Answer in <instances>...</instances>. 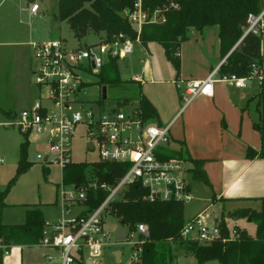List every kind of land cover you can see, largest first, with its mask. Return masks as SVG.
<instances>
[{
  "label": "built area",
  "instance_id": "2783aa9c",
  "mask_svg": "<svg viewBox=\"0 0 264 264\" xmlns=\"http://www.w3.org/2000/svg\"><path fill=\"white\" fill-rule=\"evenodd\" d=\"M178 8L174 0H166L162 5L155 6L146 4V0H133L131 7L119 14L136 29L135 40L120 33L112 40L108 41L102 36L97 43L72 49L66 48L65 43L56 38L31 45L33 64L30 71L32 82L39 90L38 98L29 110L21 112L20 119L3 125H16L21 134L29 135L32 131L41 133L47 130L46 150L38 152L36 158L45 163L56 162L62 168L72 161L70 145L73 131L78 124H83L88 139L87 148L90 149L89 144L92 145V149L97 151V160L127 164L122 176L111 186L92 179L78 186L71 184L74 193L62 190L65 211L74 203L81 205L82 211L86 210L83 203L90 190L102 188L108 193L96 208L81 216L82 211L68 221L49 222L45 219L39 245L58 251L56 264L95 263V258L112 240L109 230L104 228V215L109 214L110 204L119 199L130 185L138 184L144 190L142 198L149 202H178L185 205L193 198L187 162L177 156H168L169 150L173 149L170 124L161 125L151 122V118L145 119L138 101L134 105L129 101L116 102L104 109L100 108L99 103H94L98 106L97 110L91 107L93 104L81 109L73 107L76 103L74 96L85 88L83 75L98 73L109 58H125L132 51V43L139 41L138 35L143 25L163 23L166 12ZM29 10L36 13L39 5L30 3ZM248 33L260 35L264 40V7L258 13L247 15L243 35ZM253 68L248 77L232 74L220 78L244 88L248 80L256 78L260 81L264 77V70ZM216 74L218 68L201 80H175L184 106L198 95L210 96ZM134 80L139 79L135 77ZM126 104L129 108L123 110ZM220 225V216L212 217L203 210L184 220L180 237L208 244L221 238ZM125 227L128 233L123 242L130 244V248L134 247L131 249V261L137 262L140 248L135 245L139 238L149 235L148 225L140 222L132 229L127 225ZM234 233L231 230V235ZM8 251L5 250L4 254Z\"/></svg>",
  "mask_w": 264,
  "mask_h": 264
},
{
  "label": "trees",
  "instance_id": "16d2710c",
  "mask_svg": "<svg viewBox=\"0 0 264 264\" xmlns=\"http://www.w3.org/2000/svg\"><path fill=\"white\" fill-rule=\"evenodd\" d=\"M57 11L55 21H66L77 38H82L90 31L102 33L106 40L120 33L129 35L133 40L137 37L136 29L122 17L119 12L130 8L133 0H56ZM166 0H146L152 6L162 5ZM178 9L166 12V19L160 24H145L138 35L139 41L146 46L149 42L159 43L164 50L166 59L172 64L178 77L180 69L179 51L181 43L187 38L190 27L203 29L206 26L218 27L219 51L224 61L218 67L220 77L235 75L248 77L253 67L263 70L261 53L262 36L252 33L244 34L246 18L249 13H258L264 7V0H174ZM118 58H109L100 68L97 83L99 86H118L122 84L116 63ZM179 79V78H177ZM136 83L134 80H131ZM87 84V83H86ZM84 85V87L86 86ZM136 99L145 119H157V112L148 99L141 93L140 84ZM128 99L125 98L124 101ZM255 100L258 120L253 123L260 135V148L255 150L247 147V159L264 158V77L259 81L258 92L251 98ZM102 98L99 99V102ZM12 117L10 111H3ZM24 139L19 145L16 173L7 186L0 190V264L5 250L13 245H39L42 238L45 218L36 204H26L24 220L21 223H4L2 207L4 197L15 178L30 167L26 158L29 145V133L23 134ZM168 156H177L192 163L190 169L194 180L207 181L202 169L203 161L192 159L184 145L179 142L178 149L169 150ZM127 164L94 160L90 162L71 161L62 169V183L78 186L88 180L111 186L122 176ZM47 172V168H44ZM108 191L102 188L90 190L84 206L86 210L79 215L92 211L105 198ZM144 190L133 184L126 188L121 197L110 204L109 214L124 221L130 229L137 223H145L149 235L139 238L135 245L140 248L137 262L132 264H176L173 243L176 249L193 256L198 264L215 261L217 264H264V198L262 207L238 208L230 215L233 218L246 217L255 224L254 235L238 226L230 229L223 214L221 219V238L208 244L197 240L183 239L180 229L184 222V204L178 202H149L142 198ZM231 230L235 233L231 235ZM225 238L226 240H223ZM132 247L131 249H133Z\"/></svg>",
  "mask_w": 264,
  "mask_h": 264
},
{
  "label": "rangeland",
  "instance_id": "374dc122",
  "mask_svg": "<svg viewBox=\"0 0 264 264\" xmlns=\"http://www.w3.org/2000/svg\"><path fill=\"white\" fill-rule=\"evenodd\" d=\"M30 3L39 5L40 8L37 13H30ZM56 11V0H0V26L7 27L6 31L0 29V190L7 186L8 181L16 173L19 145L24 139L16 125L4 126L3 124L20 119L21 112L29 110L33 100H36L39 94L38 87L32 82L30 71L33 64L30 44L34 41H47L56 38L63 41L66 48L72 49L97 43L103 36L102 33L97 34L90 31L84 37L77 38L66 21L54 20ZM196 31V28L188 29L189 41H194L193 37L197 35L195 34ZM261 49L264 69V40ZM116 67L122 84L112 87L106 86V99L99 102L102 86L97 83L98 74L89 73L83 75L87 84L74 96L76 103L73 107L81 109L90 104L99 103L100 108L104 109L116 102L124 101L125 98L128 99L129 104L134 105L139 90L131 81L135 77L143 79L140 90L150 96L157 104L158 101L156 100L159 99L166 109H170L169 107L173 105L175 99L179 100L178 91L173 84L175 79L174 67L166 59L163 47L159 43L149 42L144 46L140 41H134L132 51L124 59H119ZM149 71H152V82H149L151 78ZM248 84L252 87V94L257 93L258 80L252 78ZM49 107L52 111L54 110L53 107ZM128 108L129 105L126 104L123 110ZM3 111H10L12 117H8ZM151 122L165 125L159 123L157 119H152ZM84 130V125L78 124L73 131L70 148L72 160L75 162H90L98 159L97 151L87 148L88 139ZM47 138V130L41 133L32 131L29 135L26 158L31 164L9 186L2 207V221L4 223L23 222L24 213L27 209L26 204L39 205L43 210L44 218L49 222L71 220L83 210V207L77 203L70 205L68 211L64 210L62 190L73 191L74 193L73 186L62 183L60 164L56 162L45 163L36 158L38 152L46 150ZM44 168H47V172H44ZM189 184L193 188V198L184 205L185 220L200 205L212 217H219L223 214L230 229L238 226L254 235L255 224L253 222L246 217L233 218L230 215L237 205L231 207L228 203L221 201L195 202V196L203 198V193L200 192V194L195 195L196 183L189 179ZM117 224V219L114 216L111 214L104 215V228L109 230L112 240L109 245L103 248L101 255L95 258V264H132L130 244L114 240ZM172 245L176 261L177 259L179 261L177 264H185L186 260L182 257L185 252L177 250L176 244L173 243ZM114 250L122 252V255L116 254L118 261L113 255ZM9 251V256L2 255L1 264H22L20 260L15 261L20 248L13 245ZM187 262L188 264H198L193 257L189 258ZM207 264L217 263L212 261Z\"/></svg>",
  "mask_w": 264,
  "mask_h": 264
},
{
  "label": "crops",
  "instance_id": "0c3cea01",
  "mask_svg": "<svg viewBox=\"0 0 264 264\" xmlns=\"http://www.w3.org/2000/svg\"><path fill=\"white\" fill-rule=\"evenodd\" d=\"M0 27L2 31L7 30L3 25ZM192 28L194 27H190L189 30ZM196 30L197 35L193 37V42L189 41L187 36L180 45V69L178 77L175 71L174 81L177 78L204 79L223 61L219 51L218 27L211 25ZM149 76H152V71H149ZM134 81L136 82L134 84L139 83L141 88L143 79ZM248 81L246 87L238 88L223 81L219 74H216L212 94L198 95L186 106L182 105L181 93L176 88L179 100L175 99L170 109H166L159 99L156 100L157 104L141 91L156 109L159 123L170 124L171 147L178 149L181 142L192 159L203 161L202 169L208 182L194 180L190 171L192 163L185 160L190 171V180L197 185L195 195L203 193V198L195 196V202L221 201L231 207L237 205L234 209L249 207L259 210L262 207L260 199L264 198V158L245 157L247 147L259 150L261 143L259 132L253 127V123L258 120V114L255 109L256 101L251 98L256 93L252 94V87ZM149 82H152V77ZM190 189L193 193L191 185ZM39 208L41 209L40 206ZM203 209L205 208L199 205L187 219ZM183 219L185 220L184 212ZM16 246L20 251L17 252L15 261L20 260L22 264H56L59 260L58 251L53 248L40 245ZM9 252L4 255L9 256ZM116 254L122 255V252L113 251L117 260ZM182 257L186 260L185 264H188L187 260L193 256L184 253Z\"/></svg>",
  "mask_w": 264,
  "mask_h": 264
},
{
  "label": "water",
  "instance_id": "95a60500",
  "mask_svg": "<svg viewBox=\"0 0 264 264\" xmlns=\"http://www.w3.org/2000/svg\"><path fill=\"white\" fill-rule=\"evenodd\" d=\"M101 98L102 100L106 99V86H102V91H101ZM94 110H97L98 106L97 104H93L91 106ZM89 148L92 149V145L89 144ZM127 233H128V228L125 227L124 221L120 220L115 228L114 231V238L118 242H123L127 238ZM87 264H92L91 261H88Z\"/></svg>",
  "mask_w": 264,
  "mask_h": 264
}]
</instances>
